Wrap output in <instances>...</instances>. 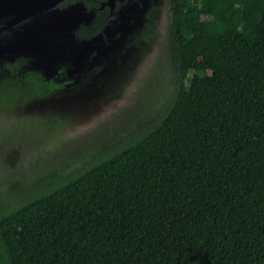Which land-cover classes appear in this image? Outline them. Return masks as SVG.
Instances as JSON below:
<instances>
[{
    "label": "trees",
    "instance_id": "obj_1",
    "mask_svg": "<svg viewBox=\"0 0 264 264\" xmlns=\"http://www.w3.org/2000/svg\"><path fill=\"white\" fill-rule=\"evenodd\" d=\"M80 1L78 39L109 18ZM166 2L164 112L6 212L2 182L0 264H264V0ZM35 76H0V112L53 87Z\"/></svg>",
    "mask_w": 264,
    "mask_h": 264
},
{
    "label": "rangeland",
    "instance_id": "obj_2",
    "mask_svg": "<svg viewBox=\"0 0 264 264\" xmlns=\"http://www.w3.org/2000/svg\"><path fill=\"white\" fill-rule=\"evenodd\" d=\"M57 8L2 30L0 57L11 61L26 53L27 63L39 68L45 78L57 73V66L67 61L79 65L80 71L89 60L90 70L102 69L110 63L116 65L101 77L89 75L83 87L63 92L68 95L70 105L83 109L74 114V124L69 119V107L56 112L59 120L51 109L39 110L34 104L17 108L23 113L14 121L16 109L0 112V185L6 180L22 185L19 192L1 195L7 205L3 212L81 168L95 154L119 148L144 133L159 119L171 99L174 75L165 49L166 0L126 1L112 12L104 36L99 34L86 42L76 40L71 29L73 21L80 20L79 24H83L89 20L85 10L77 5L72 7L75 13L67 5ZM146 8L156 20L157 36L139 40L135 33L143 24ZM126 72L130 81L123 87L126 90L112 97L93 93L99 89H120ZM68 83L66 88L71 85ZM57 104H64L63 100ZM6 187L7 183L0 189Z\"/></svg>",
    "mask_w": 264,
    "mask_h": 264
},
{
    "label": "water",
    "instance_id": "obj_3",
    "mask_svg": "<svg viewBox=\"0 0 264 264\" xmlns=\"http://www.w3.org/2000/svg\"><path fill=\"white\" fill-rule=\"evenodd\" d=\"M62 1L63 0H0V10L3 11L5 14H7V16L5 18L0 19V20H2V24H0V32L4 29L11 28L14 25H16L20 22H23L27 19H33V18L40 17L42 15H45L49 11L56 9ZM113 1L114 0H105L103 2H100L98 8H102V6H104V5L111 6L113 4ZM74 2L68 3L67 8L72 13L76 12L72 8L73 6H76V5L80 7L79 9L85 10V13L88 14L89 20L88 21L85 20V23H83V24H88L92 19L94 11L91 9H89V10L87 9V11H88L87 12L85 6L82 4L81 1H76V3H74ZM144 14H145V17H148V14H151V12L147 13V8H146ZM79 22H80V20L73 21L72 25H74V26L71 28L73 30L72 35L74 34V31L77 28V26L80 25ZM104 28H103V30H104ZM131 33H134V31ZM136 33H135V36H137ZM96 36L97 35L92 36V37L87 38V39H85V38L78 39L76 36L75 37H76V40L78 39L81 42H86L89 40L91 41ZM139 39H140V37H139ZM22 54H24V55L15 56L14 59L11 61L18 59L17 57H19V59H21V61H22V63H20L21 65L19 67L21 71L36 74V75L42 77V79L44 81H51L52 80L53 81L52 82L53 87L50 89L49 88L45 89L43 94L39 97L27 98L26 100H24L23 104H22V100L20 98H18L16 101L19 102L18 104L21 105L20 108L27 107L28 106L27 104H29V106L34 104V105L38 106L39 110H46L47 108H49L52 110L51 114L56 116L55 118L57 120H59V116L56 114V112H62L64 109L69 107L68 115H69V119L71 122L75 121V119H73V116H75L74 114H77L78 112L83 111V109L77 108L74 104L70 105L71 103H68V102H70L67 98L68 95L63 94V92H65L67 89L69 90L70 88H73V87L76 90L79 88V85H81L83 87V85H85V83H87V78L89 75L101 77V76L107 74L109 71H113L114 66L116 65V63L115 64L110 63L109 66L106 65L102 69L90 70V68H88L87 65H88V63H92V61L89 60V61H87L88 63L86 62V64H84L85 67H83L82 70L80 71L79 65L75 64L73 66L72 62L67 61V63H64V64L60 63L57 66L58 67L57 73L53 74L51 77L45 78L44 74L42 73V71L39 68L32 67L31 65H29L27 63L28 59H26V56H27V55H25L26 53L22 52ZM99 55H101V54H99ZM72 57H74V59H76L75 56H72ZM135 58H136V54L134 55V57L132 59H135ZM2 60H6V59L0 57V64H2ZM4 62H6V61H4ZM76 63H77V59H76ZM69 67H72L73 73H76V72H79V73L76 76L74 74H71L72 72H70ZM127 68H128V66H127ZM2 75H3V73H2V71H0V76H2ZM68 82H70V83H68ZM65 83L71 84L70 87L66 88ZM129 83H130L129 73L126 72V77H124V84L120 89H118V90H111L109 88L103 89V90L99 89L98 91H94L93 93L98 94L99 96H101V95L111 96V97L116 96L119 92L126 90L124 88L127 87ZM53 96L56 98L52 99ZM70 96L72 97L71 94H70ZM44 99H46L45 103H42V102H39L38 104L34 103V101H37V100L43 101ZM60 100H63L64 104H62V105L57 104ZM76 100H79V99H76ZM17 108H19V105H17L15 108L16 113L14 115L13 121L17 120L18 116L23 113V111H19V109H17ZM13 110H14L13 107H11V111H13ZM1 111H3V110H1ZM24 111H26V109H24ZM60 120L62 121V119H60Z\"/></svg>",
    "mask_w": 264,
    "mask_h": 264
},
{
    "label": "flooded vegetation",
    "instance_id": "obj_4",
    "mask_svg": "<svg viewBox=\"0 0 264 264\" xmlns=\"http://www.w3.org/2000/svg\"><path fill=\"white\" fill-rule=\"evenodd\" d=\"M76 1H80V0H76ZM103 1H105V0L99 1V4H100V2H103ZM126 1H128V0H114L113 1V4L111 6L104 5V6H102V8H98V7L97 8L99 10H104V11L106 10L107 13L106 14H103V16L104 17H107V16L109 17L108 20H107V22H108L109 19H111V17H112V12H114L115 9H117V8L119 9ZM67 4H68V2L66 3L63 0L59 4V6H64V5H67ZM99 4H98V6H99ZM91 10L94 11L93 16H92V19H91V21H93L94 16H95V10L94 9H91ZM146 19H147V17H144V21H143L142 26L137 30V33L136 34H137V38L138 39L140 37L139 40H150V39L154 38L155 36H157V33H156V20H155V18H152V20L149 23H146V21H147ZM90 22L88 24H80V25H89ZM107 22L103 26H101V28L97 32H95L94 34H92V35H90L88 37H85V38L87 39V38H90L92 36L99 35V34L101 36H104V34H103V28L106 26ZM79 26H77V27H79ZM141 30H143L142 33H140ZM103 41H105V39ZM16 60L15 61H9V60H7L6 62L0 64V71H2V73H3L4 76L10 75L11 73H20L21 70H20L19 67H20V65H21L20 63H22V61L19 58L16 59ZM35 78L37 80H41L42 77H40V76L37 75V76H35ZM23 102H24V100H22V104H23ZM10 105H11V107H13L14 110H15V108H16L17 105H19V107L21 106L20 104H17V103H15L14 105L13 104H10Z\"/></svg>",
    "mask_w": 264,
    "mask_h": 264
},
{
    "label": "bare ground",
    "instance_id": "obj_5",
    "mask_svg": "<svg viewBox=\"0 0 264 264\" xmlns=\"http://www.w3.org/2000/svg\"><path fill=\"white\" fill-rule=\"evenodd\" d=\"M7 16L3 11L0 10V19H3Z\"/></svg>",
    "mask_w": 264,
    "mask_h": 264
}]
</instances>
